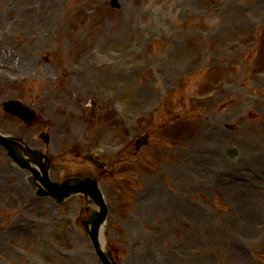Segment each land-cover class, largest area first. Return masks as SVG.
I'll use <instances>...</instances> for the list:
<instances>
[{"label":"rangeland","instance_id":"374dc122","mask_svg":"<svg viewBox=\"0 0 264 264\" xmlns=\"http://www.w3.org/2000/svg\"><path fill=\"white\" fill-rule=\"evenodd\" d=\"M120 1L121 8L113 10L108 6L109 3L107 5L103 0H0V4L3 3L0 11V38L3 40L0 45H4V47L0 46V59L4 64L14 65L12 61H7L10 52L11 59H13L12 54L16 52L32 53L29 54V67L23 70V66H18V70L15 69V71L40 82L34 83L36 93L34 94L33 88L12 86L3 80V83H0V99L9 91L17 90L19 95L30 101L38 110L43 109V112H49L48 99L42 96L43 99L37 101L35 97H38L37 90L40 91L41 88L47 90L42 85L50 80L48 74L54 62L52 58L46 62L41 59L44 55L51 57V52L48 53V49L44 46L50 45L51 39L47 42L46 38H54L67 54L76 53L70 62L84 70L89 69L85 73L73 74L70 66L67 65L63 82L52 90V93L59 95L62 105V110L54 112L52 118L61 120L64 116L67 127L66 130L62 127L57 132L58 137L62 135L63 139L69 141L70 134L67 129L73 130L68 127V121L74 115L63 109L65 105L63 102L71 103L70 108H77L76 102L87 100L83 98L84 96H79L82 99L74 100V95L69 97H73V100H64L62 94L72 90L67 82H74L83 89L89 86V92L93 96L96 94L91 90L90 84H102L101 90H115L118 97H124L125 102H118L111 98L110 105L115 104L116 108L122 107L125 110V118L132 126L128 127L130 132L128 133L125 126L117 128V125L110 138L104 141L117 144L122 142V136L126 135L128 145L120 160L127 159L126 164H131L134 171L139 170L140 174L144 172L147 176L153 169L146 166L144 169L143 166L140 168L138 155L132 156V152L135 151L136 134L142 127L135 117L140 114L141 108L151 107L153 103L159 101L160 113L147 114L146 108L144 118L147 120V126L144 128L153 129V135L156 138L153 141L156 140V144L166 139L171 141L168 150L165 148L167 144H164L167 156L162 155L160 159L169 161V168L165 169L171 175V179L167 181L164 178H157L151 181L150 185L154 188L151 195L153 199L156 198L159 204L157 207L161 211L165 210L163 205L167 202H174L171 194L172 196L180 194L182 197L195 201L202 214L204 210H207L210 217H207L204 225L194 221L195 229L190 227V231L186 229L180 231L183 227L180 229L178 227L176 235L172 231L164 237L160 232L155 233V226L158 223L156 212L150 214L152 217L147 219L139 217L136 220V231L149 227L156 236L161 235L153 246L146 247V252L159 249L169 255L174 249L180 252L184 250L191 252L192 249L195 252L198 249L199 253H194L193 257L200 260V264H264V243H261L263 241L261 235L264 231V224H262L264 199L261 198L264 197V164L261 168L263 172L255 170V173L251 171L252 168H249L253 164H247L248 157L255 159L257 156L259 157L256 158L257 160L264 157V83H256V80L259 81L258 73L264 72V0ZM28 5L29 8L26 9ZM21 9L27 14L22 13ZM88 9L96 10L97 15L94 17L97 18L96 22L93 20L94 23H92L88 18L86 13ZM99 11L111 17L106 27L102 24L104 16L99 15ZM57 18L60 23L55 30L52 21ZM75 36H79L77 47L83 48L80 54L79 51L68 52L66 46L62 44H73ZM64 37L71 39H58ZM139 43H144L148 53L141 56L140 51L134 52L133 57H121L122 64H115L116 68H113L112 64L97 65L98 60L90 53V49L94 47L102 50L101 54L110 58V56L114 57V51L122 52L126 47L143 48V45ZM37 45H44L43 50L37 48ZM82 53H88V56H82ZM89 56L93 58V63H89ZM137 61L143 62L144 67L136 66L139 70L135 69L132 73L121 70L122 65ZM161 61H164L167 67H161ZM173 68L177 74L163 82L159 75L168 74L169 69ZM43 72L46 73L45 80L40 75ZM166 84L169 85L164 88ZM230 85L231 87L228 88ZM215 88L217 98L212 96L208 100L194 101V107L187 104L190 102L189 93L195 91L207 93ZM73 90L76 93L79 92L77 87H73ZM136 98L143 102L135 103ZM249 102H253L254 105L249 106ZM184 105L189 108L183 107ZM242 108H245V112L253 108L255 118L247 119L248 124L245 125V130L229 131L226 129L228 124L238 125L242 120L238 115ZM176 111L183 112L187 118L178 120L179 123L174 124L173 120L168 119H170L169 115ZM91 115L86 114L84 118L77 117L74 123L76 130L84 129L85 126L81 120L93 118ZM114 116L109 115V118L114 120ZM252 121L258 122L254 129H250L249 123ZM11 123L5 122L0 110V125L12 130L11 127L16 125V121ZM158 125L161 128L154 129ZM175 129L183 131L179 134ZM83 132L87 133L84 130ZM89 132L94 136L90 137L87 134L90 137L89 141L94 138L92 143H99L97 134L94 133L96 131ZM167 133L171 134V138L165 135ZM104 134L100 132V136ZM163 134L164 136H161ZM38 140L34 143L43 146L44 142L41 139ZM231 140L243 141V146L239 147L240 156L234 160L228 159L224 154V148L231 144ZM49 144L50 150L54 151L56 142ZM57 144L59 145L60 141H57ZM204 147L211 153L209 155L211 160L207 162H204L203 158L200 160L203 161L201 168L204 172L187 169L186 161L181 163V159L198 156L200 148H202L201 155H204ZM64 154L66 158L60 160L67 165L71 162L70 166L72 165L75 169L79 162H75L69 153ZM145 154L147 157L143 156V162L148 165L152 163L156 167L160 161L157 156H154L155 153L148 148L143 155ZM111 158L114 159L116 156ZM146 158H151L152 161ZM55 161L59 160L55 159ZM219 164L228 170L227 177L231 178L235 175L242 177L245 179L243 180L246 182L245 185L238 188L223 182L222 187H227L225 191L219 188H205L202 177L209 175L211 167ZM110 169L109 166L106 170L109 174L105 172V179L101 182H103L102 191L105 197L114 202L111 212L114 213V208L122 207L125 202V205L128 203V210L135 213L133 217L137 216L140 211H135L129 202L134 199V193L137 190L133 191L134 179L123 178L121 175L116 176V179L111 176ZM154 170L152 174H155ZM54 171L60 172L56 174L60 175L57 178L64 173H69L67 168L62 169L60 166L55 167ZM250 174H254L258 181L252 180ZM161 175L164 177L163 173ZM177 175L182 176V183L178 189H175L177 184L172 179ZM24 176L25 172L14 166L5 151L0 148V241L2 242L0 258L11 264H68V261L77 259L85 251L83 257L86 258L87 263L77 260V264H100L85 231L82 228V230L75 228V209L80 206L77 197L57 205L51 199L37 198L33 187L29 184H27L28 187H24L23 184V188L20 189L23 191L22 197L18 196L19 194H16L18 188L12 190L10 183L15 184ZM248 178L251 179L250 182H247ZM124 183L126 184L125 194L122 193ZM191 188L192 192H190ZM144 195H149L146 189ZM126 208L125 206L124 210ZM173 209L177 211L176 206ZM81 213L88 215L92 211L83 210ZM25 215L31 216L40 227H44L42 232H32L35 226L30 225L31 231L25 230L19 233L15 227L18 222H26ZM119 216H122L121 211L110 216L109 251L112 252L117 263L132 264L139 254L131 250L128 252V244L131 243L129 236L136 231L127 234L124 227H128L130 219ZM170 221L172 220L167 218L166 223ZM169 224L172 228L173 223ZM50 234L54 244L47 243V240L51 241ZM81 241L84 242V250L79 246ZM48 244L54 246L50 248ZM236 244L240 247L237 251ZM141 249L142 247L137 246L136 250L140 253ZM239 251L245 258L244 262L237 257ZM253 251L256 254L255 260L251 257ZM62 252L67 256L62 255ZM70 254H75V258H68ZM172 255L175 257L174 261H170L168 256V264L184 262L181 257L178 259L175 254ZM204 255L208 258L205 259ZM186 259H190L189 256ZM73 264H76V261Z\"/></svg>","mask_w":264,"mask_h":264},{"label":"bare ground","instance_id":"6f19581e","mask_svg":"<svg viewBox=\"0 0 264 264\" xmlns=\"http://www.w3.org/2000/svg\"><path fill=\"white\" fill-rule=\"evenodd\" d=\"M161 62H162L161 63V67H167L164 61H161ZM169 71H170L169 76L175 75V72H176L175 68L169 69ZM198 156H201V157H198ZM198 156L191 158L190 159L191 162H190V160H188L186 162L185 165H186L187 169H195V170L203 171L201 169L202 162L200 160L202 158H204V155H201L199 153ZM206 156L209 157V155H206ZM208 160H210V159H208ZM262 163L263 162H256L258 168H260V169L262 168ZM222 182H223V179H219V180L215 181L216 184L218 183L219 190L225 191V188H227V187L226 186L222 187V185H221ZM228 184L232 185L231 187H239V186L245 185L244 183L235 182L233 180L229 181ZM237 192L239 193L240 191H237ZM154 206H156V201L152 197L151 198L150 197L144 198V200L140 204L138 202H135V204H134V207L137 210H140V209H149V210H151L150 208H152ZM174 206H176L178 208L177 211H175V209H173ZM163 207H165V210L163 211V214H166L167 218H170L171 220H173V216L175 215V212L179 216H181V215L182 216H186V217H188V218H190L192 220L194 218H196L195 222H197L198 224H202V225H204V222L207 219V213H206L205 210H204V215H203L198 210V208L196 207L195 204H191L189 202H186V204L183 201H181V202H167V204L163 205ZM36 226L39 227L41 230L44 228V227H40L38 225H36ZM160 226L163 228V232H165V234L169 233V229H168V227L166 225V218L165 217L162 218V223L160 224ZM190 227L192 229H195L196 228L195 223H193ZM153 238H154L153 242H155V239L158 240V238L154 237V235H153ZM148 243H152V242H148ZM1 244H2V242L0 241V245ZM80 244L81 245H79V246L82 248V250H84V248H85L84 242L81 241ZM238 247L239 246L236 244L235 245L236 251L238 250L237 249ZM84 252L85 251H83V253L77 258V260L78 261L83 260V262L86 263L87 262L86 258L83 257ZM185 253H186V256H188V251L187 250H185ZM204 257H206L205 259L208 258V256H206V255H204ZM237 257L242 262L245 261L244 256L242 254H240V252H238ZM77 260L74 259V260L68 261L67 263L68 264H71V263L73 264L76 261V264H77ZM127 263H128V261H127ZM207 263H208V261H207ZM132 264H157V263L154 260H152L150 257L139 256L136 260H133ZM185 264H200V260L196 261V260L190 258V260L185 261Z\"/></svg>","mask_w":264,"mask_h":264},{"label":"water","instance_id":"95a60500","mask_svg":"<svg viewBox=\"0 0 264 264\" xmlns=\"http://www.w3.org/2000/svg\"><path fill=\"white\" fill-rule=\"evenodd\" d=\"M9 147L11 149V155L13 156V158L15 159L16 162H18L19 164H21L23 166H27V167L31 166L28 159H25L20 153H18L16 150H14L11 145H9ZM32 159L34 160V162H38V159L35 156H33ZM35 164H38V163H35ZM36 175H38L41 178V176H40V174L38 172H36ZM43 181H45V180L43 179ZM103 213H105V212H103ZM102 218H103V216L100 215V217L96 220V223L101 222ZM92 236H93V239L95 241V245L97 247V250H98L102 260L105 261L106 260V255L104 254L103 250L101 249V245H100V242H99V239H98V235L96 236V232L95 231L92 232Z\"/></svg>","mask_w":264,"mask_h":264}]
</instances>
